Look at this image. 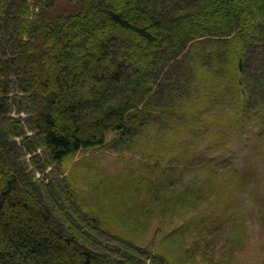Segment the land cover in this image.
<instances>
[{
	"label": "trees",
	"instance_id": "obj_1",
	"mask_svg": "<svg viewBox=\"0 0 264 264\" xmlns=\"http://www.w3.org/2000/svg\"><path fill=\"white\" fill-rule=\"evenodd\" d=\"M254 121L262 153L238 165ZM111 133L137 169L74 161ZM256 155L264 0H0V264H173L212 238L231 254Z\"/></svg>",
	"mask_w": 264,
	"mask_h": 264
},
{
	"label": "rangeland",
	"instance_id": "obj_2",
	"mask_svg": "<svg viewBox=\"0 0 264 264\" xmlns=\"http://www.w3.org/2000/svg\"><path fill=\"white\" fill-rule=\"evenodd\" d=\"M58 1L62 4L68 0ZM194 1L199 2L200 0ZM227 98L230 97L227 96ZM61 106L63 107V114L67 115L68 103L63 102ZM11 115L24 118L29 114L26 111L20 112L15 108ZM255 124L256 121H254V123L251 125L252 132L245 134L242 139H234L233 142L228 146V149L234 151L239 156L238 165H240V163L242 164L245 160L248 164H251L252 159L250 151L251 149L254 150L255 145H258L259 142H262V140L260 138L258 139L255 135L256 129H259V127ZM28 134H32V132ZM115 137L116 134L111 133L108 136L107 142L103 146L90 149L84 152V154L77 153L76 159L74 161L81 159L83 156L91 157L94 159V161H96V164H98L97 166L104 167V170H106L108 174L111 175L117 174L124 168V161H126V165L130 166V170L133 171L134 169H137L139 166L136 162L140 159V156L133 153H128V151L120 152L121 149L114 143ZM255 150L259 153L261 152L258 147H256ZM38 153H41V149L38 150ZM30 156L31 155H29V157ZM255 158H259V160H257V163L255 162L256 165L253 167V169L248 168V170H250L251 174L250 179H258L260 181V185H258V188L253 190V192L247 193L242 191L239 192L237 196H234V200L236 201L235 208L237 209L236 214L239 216V220L237 221L239 222V233L237 237L239 241L235 243L232 253H229L231 244L228 245V243L230 240L227 241L225 238H212L211 245L214 244L215 248L210 247V249L205 252L202 250H194L190 245L188 246L189 250H193V252H190L189 257L187 253L184 252V250L179 251L178 246L172 247L169 249L172 255L179 258V261L176 260V262L173 264H184V261L187 260L188 264H264V156L256 155ZM48 170H50V168ZM38 176L43 175L38 173ZM192 211L193 209L187 208V213H189L187 216L188 219L195 218L200 220L204 217V211ZM182 221V219H176L177 224H180ZM158 223V221H151L150 226L147 228V232L143 234L146 244H158V242L161 240V237L164 236L169 229V226H163L162 229H160V232L156 233L155 230L159 225ZM222 245L224 247L227 246V248L224 250L225 255L223 254L222 256H219L217 250L222 251ZM212 249H214L215 252L211 253L210 251Z\"/></svg>",
	"mask_w": 264,
	"mask_h": 264
}]
</instances>
